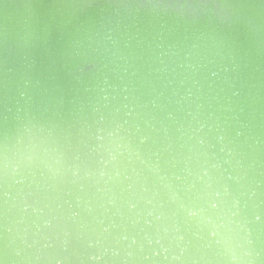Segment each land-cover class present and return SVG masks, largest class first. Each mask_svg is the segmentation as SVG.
I'll return each instance as SVG.
<instances>
[{
    "label": "water",
    "instance_id": "1",
    "mask_svg": "<svg viewBox=\"0 0 264 264\" xmlns=\"http://www.w3.org/2000/svg\"><path fill=\"white\" fill-rule=\"evenodd\" d=\"M0 264H264V0H0Z\"/></svg>",
    "mask_w": 264,
    "mask_h": 264
}]
</instances>
